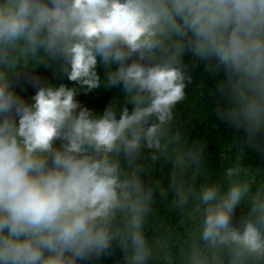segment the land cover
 Returning <instances> with one entry per match:
<instances>
[{"label": "clouds", "instance_id": "9594fccd", "mask_svg": "<svg viewBox=\"0 0 264 264\" xmlns=\"http://www.w3.org/2000/svg\"><path fill=\"white\" fill-rule=\"evenodd\" d=\"M188 54L223 73L216 115L244 133L218 176L177 117ZM41 66L76 86L46 84ZM102 85L122 86V108L78 102ZM246 147L264 153V0H0V264L117 250L123 264H264V172Z\"/></svg>", "mask_w": 264, "mask_h": 264}, {"label": "trees", "instance_id": "16d2710c", "mask_svg": "<svg viewBox=\"0 0 264 264\" xmlns=\"http://www.w3.org/2000/svg\"><path fill=\"white\" fill-rule=\"evenodd\" d=\"M185 63L189 65L188 71L192 76L193 82L186 89L188 99L177 107V117L182 125V131L190 143L199 141L206 145L207 166L212 170V173L218 176L233 160L234 149L230 145L237 140H240L242 145L244 133L229 127L216 115V105L218 102L222 103V101H218L212 93L217 82L223 78V73L213 76L205 72L203 63H200L196 68H192V56L190 54L185 56ZM97 71L103 79L105 76L103 66H99ZM31 74L38 76L43 82L53 86H58L60 83H64L68 87L76 86L68 81L66 76L57 77L54 68L50 69L41 66ZM16 83L15 91L17 94L31 103V97L36 94L37 89L28 84L23 77ZM77 100L82 106L87 107L97 115H102L105 108L110 104H118L122 108L125 95L122 91V86L108 89L102 85L100 89L91 93H81ZM128 107L129 111L133 108L132 105H128ZM244 164L264 172V153L246 147ZM169 172L170 165H164L163 171L158 167L154 175L156 178L163 177L164 182L167 183ZM160 215L172 225L179 222V218L175 213L167 211L163 206H161ZM239 215L240 209H237V218ZM93 264H123V254L117 250L110 256L94 261Z\"/></svg>", "mask_w": 264, "mask_h": 264}]
</instances>
